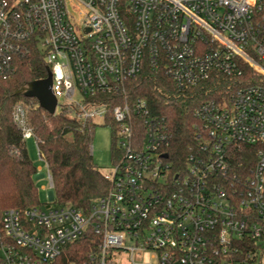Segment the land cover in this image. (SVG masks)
<instances>
[{"label": "built area", "instance_id": "obj_1", "mask_svg": "<svg viewBox=\"0 0 264 264\" xmlns=\"http://www.w3.org/2000/svg\"><path fill=\"white\" fill-rule=\"evenodd\" d=\"M29 45L52 74L57 110L113 127L115 166L104 174L108 194L88 213L54 201L5 210L0 264L53 262L88 229L100 236L91 264H123L121 254L130 264H257L264 0H0L1 76ZM145 69L183 95L214 76L229 82L194 110L195 140L178 164L170 121L128 93ZM14 120L33 138L23 105ZM244 150L248 162L236 157ZM47 177L53 191L48 168ZM145 255L149 262L138 261Z\"/></svg>", "mask_w": 264, "mask_h": 264}, {"label": "trees", "instance_id": "obj_2", "mask_svg": "<svg viewBox=\"0 0 264 264\" xmlns=\"http://www.w3.org/2000/svg\"><path fill=\"white\" fill-rule=\"evenodd\" d=\"M27 48L16 58L14 72L7 78L0 75V223L7 209L25 210L42 205L36 183L38 170L28 155L22 129L14 120V108L18 104L27 109L28 125L39 156L53 180L56 205H69L88 213L93 201L107 195L111 188L91 151L96 124L83 125L68 109L50 115L36 99L24 96L23 89L34 81L46 79L49 69L36 47ZM228 83L221 76H214L183 95L174 90L164 74L145 69L131 81L128 93L134 99H146L154 114L170 121L174 134L170 156L178 164L195 140L194 110L205 100L217 98ZM113 156L115 159V149ZM240 156L245 162L251 158L245 150L236 154L237 158ZM99 243L100 236L88 229L67 245L55 261L47 264H91Z\"/></svg>", "mask_w": 264, "mask_h": 264}, {"label": "rangeland", "instance_id": "obj_3", "mask_svg": "<svg viewBox=\"0 0 264 264\" xmlns=\"http://www.w3.org/2000/svg\"><path fill=\"white\" fill-rule=\"evenodd\" d=\"M62 102L64 103L63 100ZM58 110H61V108ZM115 144L113 127L105 123L96 124L92 137L93 158L102 174H108L115 166L113 156ZM26 148L30 159L38 170L36 183L39 191V201L43 205L49 204L55 200V197L51 193L50 183L47 177V165L39 156L35 138L26 140ZM262 256L264 261V254L262 249H260L258 251L257 264H259ZM119 257L123 264H130L128 254H121ZM138 261L144 263L149 262V255L142 256Z\"/></svg>", "mask_w": 264, "mask_h": 264}, {"label": "water", "instance_id": "obj_4", "mask_svg": "<svg viewBox=\"0 0 264 264\" xmlns=\"http://www.w3.org/2000/svg\"><path fill=\"white\" fill-rule=\"evenodd\" d=\"M22 92L25 97L36 99L39 106L50 115L56 113L57 99L52 91V74L49 69L46 79L30 83ZM51 193L53 194V191Z\"/></svg>", "mask_w": 264, "mask_h": 264}]
</instances>
